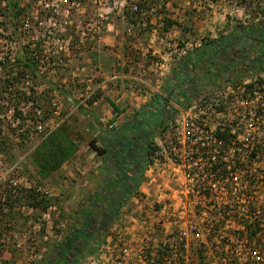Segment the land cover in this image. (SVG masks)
<instances>
[{
	"label": "rangeland",
	"instance_id": "374dc122",
	"mask_svg": "<svg viewBox=\"0 0 264 264\" xmlns=\"http://www.w3.org/2000/svg\"><path fill=\"white\" fill-rule=\"evenodd\" d=\"M20 7L23 15L14 23L4 9L0 10V63L10 61L6 69H0V150L9 163L20 162L25 175L50 190L52 224L36 236L27 251L9 254L8 259L9 264H42L62 242L70 218L86 208L89 196L97 189L109 185L112 172L106 177L98 173L107 162V154H98L90 143L97 140L96 146L104 148L105 134L134 116L102 117L97 111L99 105L94 102L103 96L101 90H94L98 45L106 44L104 39L113 34L115 46L103 47L107 53H115L110 55L113 64L98 65H108L116 74L123 72L130 86L131 82L139 83L134 80L136 76L129 75L130 71L138 75L142 68L156 76L171 73L175 63L204 42L229 34L237 26L264 22V0H20ZM23 48L35 63L34 73L21 71L19 65L11 63ZM54 62L56 72L49 66ZM235 75L232 72L220 80L233 79ZM195 78L199 87L188 94L186 106L222 84L203 85L206 80L200 78L199 69ZM6 80L11 86L7 92ZM176 94L171 100L175 101ZM17 112L25 114L18 123ZM37 117L48 122L47 130L63 126L79 144L77 154L46 180H39L32 163L33 150L41 138L32 130L31 120ZM158 133L152 142L159 141L162 133ZM156 175L154 172V178ZM145 176L146 171L132 196L138 206L126 211L128 217L123 212L117 222L124 228L136 221V236L145 230L142 223L147 206L158 200L157 185H171L168 176L159 179L158 184L147 185ZM142 188L147 191L139 192ZM132 198L128 208L134 204ZM30 200V196H24L26 203ZM15 222L20 232L33 226L19 215Z\"/></svg>",
	"mask_w": 264,
	"mask_h": 264
},
{
	"label": "built area",
	"instance_id": "2783aa9c",
	"mask_svg": "<svg viewBox=\"0 0 264 264\" xmlns=\"http://www.w3.org/2000/svg\"><path fill=\"white\" fill-rule=\"evenodd\" d=\"M49 66L56 72L55 62ZM31 122L41 137L55 130L40 117ZM165 122L150 149L145 183L168 176L171 185H157L144 231L136 236V221L124 228L115 222L83 264H264V67L187 107L169 100ZM29 194L53 197L0 150V264L51 227L52 206L26 203ZM18 215L33 226L20 232Z\"/></svg>",
	"mask_w": 264,
	"mask_h": 264
},
{
	"label": "trees",
	"instance_id": "16d2710c",
	"mask_svg": "<svg viewBox=\"0 0 264 264\" xmlns=\"http://www.w3.org/2000/svg\"><path fill=\"white\" fill-rule=\"evenodd\" d=\"M1 9L8 13L12 22L23 15L20 0H0ZM29 54L23 48L11 63L19 65L21 71L34 73L35 63ZM9 63V60L0 63L3 66L0 69H6ZM263 67V21L251 26H237L229 34L204 42L187 52L172 66L165 83V96L155 98L137 110L130 121L107 132L102 140L104 148L96 146L97 140L90 143L93 150L100 155L107 154V160L112 161L114 166L108 165L106 169L113 172V176L109 178L108 186L99 188V192L89 196L86 208L78 210L70 218L71 223L62 242L42 264H83L97 252L105 241L109 227L121 219L124 208L143 179L153 138L159 134L158 130L163 133L166 129V107L172 95L177 93L174 103L187 107L184 100L199 87V80L195 78L197 69L200 70V78L207 81L203 85L219 86L225 81H236L251 70ZM9 72L12 75L11 70ZM232 72H236L235 78L220 80ZM9 87L8 80L5 92L10 90ZM16 115L20 113L17 112ZM110 149L113 153H110ZM78 151L79 144L63 126L41 137L32 153V163L39 180H46L60 171ZM28 196L31 199L28 202L33 206L47 208L52 201L39 200L33 194Z\"/></svg>",
	"mask_w": 264,
	"mask_h": 264
},
{
	"label": "crops",
	"instance_id": "0c3cea01",
	"mask_svg": "<svg viewBox=\"0 0 264 264\" xmlns=\"http://www.w3.org/2000/svg\"><path fill=\"white\" fill-rule=\"evenodd\" d=\"M111 35L108 36V38L104 39V41H106V44H99L97 47L98 58L96 59L97 64L95 65H97L98 69L97 72L95 73V76L98 77L97 78L98 80H96L94 90H99V91L101 90L103 92V96L98 98L94 102V105L97 104L99 105L97 111H99L102 114V117L106 115V116H119L121 118V117H126L127 115L135 114L137 110H139L146 104H149L155 98L165 96V91H164L165 83L170 72H165V73L162 72L160 76L159 75L156 76L153 73L148 72V70H144L142 68L139 69L138 75L133 74L130 71L129 75L136 76L134 77V80L137 79L139 83L131 82L129 86L125 82V79H127L128 76H126L123 72L116 74L114 73L111 67L110 68L108 67V65L105 66L98 65L101 62L110 65L111 63L113 64V62H111L113 60H111L110 55L115 53H107L106 51L103 50L104 49L103 47H105L104 45L115 46V43H112V39H115V37ZM123 46L127 47V44ZM116 47H122V46H116ZM148 68L150 69V67ZM155 72L157 71L155 70ZM103 162H105L104 159ZM111 162L112 161L107 160L106 164H108L109 166L110 165L114 166ZM106 164L104 163L103 164L104 166L98 171V173L102 174L101 177L108 176V173L111 174V172H109V170L106 169L105 166ZM144 191L147 190L146 189L144 190L142 188L140 189L139 192L143 193ZM97 192H99V189H97L95 193H93V195H95ZM131 203H134L131 204L132 208H128L129 206L126 205V207L123 210L124 212L123 214H125L126 217H128V215L126 214L127 210L129 212L130 209H133L134 207L136 208L138 206V202L135 201L134 197L132 198ZM149 207L150 206L148 205L146 209H148Z\"/></svg>",
	"mask_w": 264,
	"mask_h": 264
}]
</instances>
